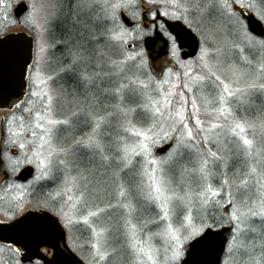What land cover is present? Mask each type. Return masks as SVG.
<instances>
[{
	"label": "snow or ice",
	"instance_id": "6c2138e0",
	"mask_svg": "<svg viewBox=\"0 0 264 264\" xmlns=\"http://www.w3.org/2000/svg\"><path fill=\"white\" fill-rule=\"evenodd\" d=\"M0 113L3 215L73 264H264V0H0Z\"/></svg>",
	"mask_w": 264,
	"mask_h": 264
},
{
	"label": "water",
	"instance_id": "95a60500",
	"mask_svg": "<svg viewBox=\"0 0 264 264\" xmlns=\"http://www.w3.org/2000/svg\"><path fill=\"white\" fill-rule=\"evenodd\" d=\"M22 40L26 41L27 37H23ZM188 43L189 48L194 47L191 42ZM158 52L159 50L156 53ZM18 219L21 222L15 226H12L9 221H0V238L16 240L28 249V255L32 256L33 260L37 255L42 257V264H73L74 259H78L64 248L66 237L63 235V229L52 227L50 222L36 210H26ZM42 249H47L50 255L44 253ZM197 259L210 261L212 256L203 253L198 255ZM24 263H28V261L25 260Z\"/></svg>",
	"mask_w": 264,
	"mask_h": 264
},
{
	"label": "rangeland",
	"instance_id": "374dc122",
	"mask_svg": "<svg viewBox=\"0 0 264 264\" xmlns=\"http://www.w3.org/2000/svg\"><path fill=\"white\" fill-rule=\"evenodd\" d=\"M18 31V30H21L20 28H19V26H17V28H14V29H10V31ZM253 115H255V112H253ZM0 116H3V113H0ZM29 208H34V206L33 207H29ZM26 209H28V208H26ZM25 209V210H26ZM5 211V207H4V205L2 204V203H0V219H3V220H5V221H7V219L5 218V216L3 215V212ZM45 251V250H44Z\"/></svg>",
	"mask_w": 264,
	"mask_h": 264
},
{
	"label": "flooded vegetation",
	"instance_id": "af4514ba",
	"mask_svg": "<svg viewBox=\"0 0 264 264\" xmlns=\"http://www.w3.org/2000/svg\"><path fill=\"white\" fill-rule=\"evenodd\" d=\"M159 48H160V45H159V42H157V44L153 46V54H154V55H155V52H157V51L159 50ZM186 50H187V48H186ZM162 59H164V57H162L161 60H162ZM155 63H156V65L158 66L159 61H158V62H155Z\"/></svg>",
	"mask_w": 264,
	"mask_h": 264
}]
</instances>
